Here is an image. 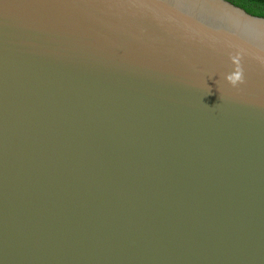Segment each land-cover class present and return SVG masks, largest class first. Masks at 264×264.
<instances>
[{
    "label": "water",
    "instance_id": "obj_1",
    "mask_svg": "<svg viewBox=\"0 0 264 264\" xmlns=\"http://www.w3.org/2000/svg\"><path fill=\"white\" fill-rule=\"evenodd\" d=\"M0 264H264V17L0 0Z\"/></svg>",
    "mask_w": 264,
    "mask_h": 264
},
{
    "label": "clouds",
    "instance_id": "obj_2",
    "mask_svg": "<svg viewBox=\"0 0 264 264\" xmlns=\"http://www.w3.org/2000/svg\"><path fill=\"white\" fill-rule=\"evenodd\" d=\"M233 70L224 76V80L233 88H238L245 83V72L242 65V55L237 52L230 57ZM209 89V93H210Z\"/></svg>",
    "mask_w": 264,
    "mask_h": 264
},
{
    "label": "trees",
    "instance_id": "obj_3",
    "mask_svg": "<svg viewBox=\"0 0 264 264\" xmlns=\"http://www.w3.org/2000/svg\"><path fill=\"white\" fill-rule=\"evenodd\" d=\"M244 9L247 13L264 17V0H228Z\"/></svg>",
    "mask_w": 264,
    "mask_h": 264
}]
</instances>
